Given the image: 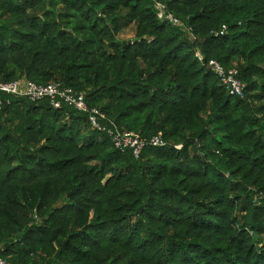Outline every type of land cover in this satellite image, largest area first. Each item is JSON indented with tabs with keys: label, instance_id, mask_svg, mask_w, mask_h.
<instances>
[{
	"label": "trees",
	"instance_id": "16d2710c",
	"mask_svg": "<svg viewBox=\"0 0 264 264\" xmlns=\"http://www.w3.org/2000/svg\"><path fill=\"white\" fill-rule=\"evenodd\" d=\"M165 4L186 30L154 0H0L1 82L59 83L166 142L136 158L87 113L0 92L1 259L264 264V0Z\"/></svg>",
	"mask_w": 264,
	"mask_h": 264
},
{
	"label": "built area",
	"instance_id": "2783aa9c",
	"mask_svg": "<svg viewBox=\"0 0 264 264\" xmlns=\"http://www.w3.org/2000/svg\"><path fill=\"white\" fill-rule=\"evenodd\" d=\"M157 17L166 20L173 26L186 30L184 23L169 12L165 0H154ZM226 26L223 27L224 33ZM202 60L201 55H198ZM209 67L219 78L223 87L228 93L236 97H244L245 84L239 78L237 68L226 69L217 61H210ZM0 92L19 97H28L33 101L48 99L55 108H61L63 104L74 107L80 112L89 114V123L93 130L108 134L116 149L125 153L131 151L136 158H139L147 146L162 147L166 144L161 135L151 138L143 137L140 134L119 127L107 114L96 108H89L85 95L74 92L70 88H63L59 83H52L47 86L37 85L27 79L14 82H1ZM2 102L0 100V106ZM0 264H10L0 258Z\"/></svg>",
	"mask_w": 264,
	"mask_h": 264
},
{
	"label": "rangeland",
	"instance_id": "374dc122",
	"mask_svg": "<svg viewBox=\"0 0 264 264\" xmlns=\"http://www.w3.org/2000/svg\"><path fill=\"white\" fill-rule=\"evenodd\" d=\"M135 36V29L134 26H128L125 28V30L120 34L119 38L120 40L130 41L133 40Z\"/></svg>",
	"mask_w": 264,
	"mask_h": 264
}]
</instances>
